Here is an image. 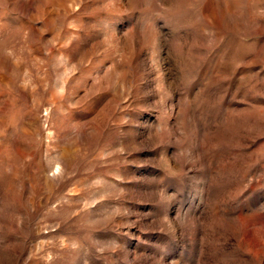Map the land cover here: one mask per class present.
Returning <instances> with one entry per match:
<instances>
[{"label": "rangeland", "instance_id": "374dc122", "mask_svg": "<svg viewBox=\"0 0 264 264\" xmlns=\"http://www.w3.org/2000/svg\"><path fill=\"white\" fill-rule=\"evenodd\" d=\"M0 264H264V0H0Z\"/></svg>", "mask_w": 264, "mask_h": 264}]
</instances>
